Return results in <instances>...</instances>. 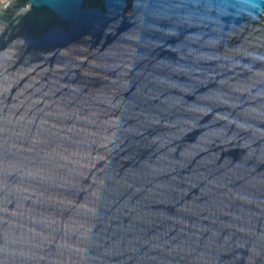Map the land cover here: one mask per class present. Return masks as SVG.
<instances>
[{
    "label": "water",
    "instance_id": "water-1",
    "mask_svg": "<svg viewBox=\"0 0 264 264\" xmlns=\"http://www.w3.org/2000/svg\"><path fill=\"white\" fill-rule=\"evenodd\" d=\"M0 264H264V0H0Z\"/></svg>",
    "mask_w": 264,
    "mask_h": 264
},
{
    "label": "rangeland",
    "instance_id": "rangeland-1",
    "mask_svg": "<svg viewBox=\"0 0 264 264\" xmlns=\"http://www.w3.org/2000/svg\"><path fill=\"white\" fill-rule=\"evenodd\" d=\"M2 2L6 1V0H1Z\"/></svg>",
    "mask_w": 264,
    "mask_h": 264
},
{
    "label": "snow or ice",
    "instance_id": "snow-or-ice-1",
    "mask_svg": "<svg viewBox=\"0 0 264 264\" xmlns=\"http://www.w3.org/2000/svg\"><path fill=\"white\" fill-rule=\"evenodd\" d=\"M254 6V5H253Z\"/></svg>",
    "mask_w": 264,
    "mask_h": 264
}]
</instances>
